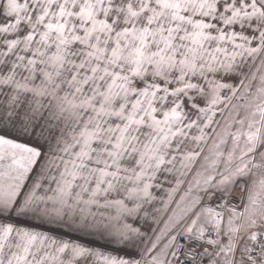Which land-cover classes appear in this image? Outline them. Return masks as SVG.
Returning <instances> with one entry per match:
<instances>
[{
    "label": "snow or ice",
    "instance_id": "snow-or-ice-1",
    "mask_svg": "<svg viewBox=\"0 0 264 264\" xmlns=\"http://www.w3.org/2000/svg\"><path fill=\"white\" fill-rule=\"evenodd\" d=\"M0 264H264V0H0Z\"/></svg>",
    "mask_w": 264,
    "mask_h": 264
},
{
    "label": "crops",
    "instance_id": "crops-1",
    "mask_svg": "<svg viewBox=\"0 0 264 264\" xmlns=\"http://www.w3.org/2000/svg\"><path fill=\"white\" fill-rule=\"evenodd\" d=\"M237 193H239V189H237Z\"/></svg>",
    "mask_w": 264,
    "mask_h": 264
},
{
    "label": "rangeland",
    "instance_id": "rangeland-1",
    "mask_svg": "<svg viewBox=\"0 0 264 264\" xmlns=\"http://www.w3.org/2000/svg\"><path fill=\"white\" fill-rule=\"evenodd\" d=\"M239 194V193H238Z\"/></svg>",
    "mask_w": 264,
    "mask_h": 264
}]
</instances>
